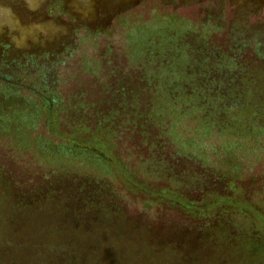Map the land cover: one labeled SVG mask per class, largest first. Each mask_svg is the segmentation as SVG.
<instances>
[{
    "label": "trees",
    "instance_id": "trees-1",
    "mask_svg": "<svg viewBox=\"0 0 264 264\" xmlns=\"http://www.w3.org/2000/svg\"><path fill=\"white\" fill-rule=\"evenodd\" d=\"M227 42L205 30H148L125 49L127 66L152 75L148 91H131L146 97L137 102L146 115L130 124L140 175L120 173L123 185L142 214L172 213L183 225L131 222L101 172L112 158L97 143L55 149L28 138V124H0L7 151L21 159L33 148L40 173L39 182L21 181L0 164V264H195L194 249L212 257L223 249L212 264H264V95L246 73L263 71L264 55L253 50L246 61L248 47ZM190 49L216 67L195 82L183 74L194 64ZM79 166L86 174L73 176L68 168Z\"/></svg>",
    "mask_w": 264,
    "mask_h": 264
},
{
    "label": "rangeland",
    "instance_id": "rangeland-1",
    "mask_svg": "<svg viewBox=\"0 0 264 264\" xmlns=\"http://www.w3.org/2000/svg\"><path fill=\"white\" fill-rule=\"evenodd\" d=\"M230 20L229 11L220 17L206 18L197 7L175 9L161 4L159 0H150L119 16L102 29H95L96 25L86 26V30L76 32L69 45L61 49L35 51L27 46L22 50H12L16 59L0 62V117L9 112L6 118L0 119V124H28V138L55 149L63 150L68 144L97 143L98 148L106 150L112 158L111 163L103 167L101 172L114 182L111 187L115 193L120 194L119 203L124 205L131 222L142 221L148 228H153L154 225L166 226L164 220L171 223L182 222L183 225L184 221L177 216L173 217L172 213L167 215L168 218L142 214L136 208L138 206H134L137 205L136 196L123 185L120 173L137 177L140 175L135 168L138 157L134 154L136 141H132L130 124L134 116L146 115V111L137 110V102L146 100L144 95L139 94L148 91L149 87H145L149 85L152 75L148 67L141 63L135 65L131 60V66H127L126 59L129 55L126 53L129 51L125 49L132 47L134 34L136 37L148 30L185 28L195 32L205 30L209 39L223 48L229 45L227 39L233 37L235 42L248 47L246 61H252L253 50L256 55H264L262 40L241 37L247 30L238 34L232 32L233 36L231 35ZM250 22H255V19L251 18ZM191 43L197 49L198 43ZM196 49H190L194 64L191 63L188 72L183 73L188 74L190 81L194 82L199 77L200 70L209 71L210 74V70L212 72V69H216L211 62H207V66H201ZM164 51L167 49L164 48ZM21 54L23 58L18 57ZM246 73L261 81L260 90L264 95V70L254 74L250 69ZM133 90L139 93L136 97L131 96ZM120 111L121 116L116 117ZM6 146L5 140L0 141V164L5 165L13 174L22 176L24 180L21 181L33 179L35 183L39 182L37 163L34 162L35 158L30 157H33V148L23 153L21 159H17L7 151ZM139 153H143L141 148ZM68 169L73 176H83L87 172L80 166ZM139 180L145 181L143 177ZM138 205L140 206L139 203ZM259 223L263 227L261 221ZM222 250L218 249L215 257L218 255L222 259ZM191 251L195 264H212L215 258L212 257L213 252L208 250L202 251L203 255L198 249Z\"/></svg>",
    "mask_w": 264,
    "mask_h": 264
},
{
    "label": "flooded vegetation",
    "instance_id": "flooded-vegetation-1",
    "mask_svg": "<svg viewBox=\"0 0 264 264\" xmlns=\"http://www.w3.org/2000/svg\"><path fill=\"white\" fill-rule=\"evenodd\" d=\"M147 1L150 0H0V62L16 59L12 50L27 46L35 51L61 49L86 26L102 29ZM175 1L159 0L175 9L197 7L206 18L220 17L229 11L231 35L247 30L241 36L243 39L255 37L264 42L263 0H203L184 4ZM251 18L255 22L251 23ZM22 55L18 57L23 58Z\"/></svg>",
    "mask_w": 264,
    "mask_h": 264
},
{
    "label": "water",
    "instance_id": "water-1",
    "mask_svg": "<svg viewBox=\"0 0 264 264\" xmlns=\"http://www.w3.org/2000/svg\"><path fill=\"white\" fill-rule=\"evenodd\" d=\"M203 0H177L175 2L184 4V3H189V2H202ZM257 1V0H256ZM264 1V0H263ZM125 9V8H124Z\"/></svg>",
    "mask_w": 264,
    "mask_h": 264
}]
</instances>
